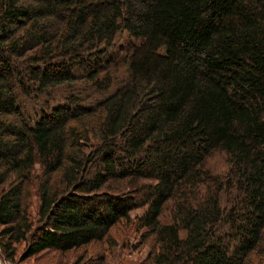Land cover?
Returning <instances> with one entry per match:
<instances>
[{
	"label": "trees",
	"instance_id": "obj_1",
	"mask_svg": "<svg viewBox=\"0 0 264 264\" xmlns=\"http://www.w3.org/2000/svg\"><path fill=\"white\" fill-rule=\"evenodd\" d=\"M124 225L141 264H264V0H0L1 256Z\"/></svg>",
	"mask_w": 264,
	"mask_h": 264
},
{
	"label": "rangeland",
	"instance_id": "obj_2",
	"mask_svg": "<svg viewBox=\"0 0 264 264\" xmlns=\"http://www.w3.org/2000/svg\"><path fill=\"white\" fill-rule=\"evenodd\" d=\"M127 38L126 32H122L116 39V46L122 44L125 42V39ZM107 62L108 64L106 67H104L103 72L99 77L104 75L106 72H111V75L115 78L113 79L112 87L114 88L115 85L119 84L120 80H122L124 76V69L122 67H119L115 64L114 61H116L110 54L117 55V47L113 49L105 48ZM110 53V54H109ZM123 54H120V57ZM120 59V58H119ZM83 89L82 82L70 84L67 86H62L60 88H56V91H62L65 90L68 91H79ZM110 90V89H109ZM49 93V92H48ZM56 93V92H55ZM94 95L92 97L95 98ZM91 101L90 96L86 98L84 103H88ZM211 163V164H210ZM209 164L211 165V168L213 171H223L226 168V165L223 163L222 159H220L219 153H214L211 155ZM140 181L139 183H141ZM112 187H118V185L124 184V183H118V185L115 182H112ZM138 185L127 186V190L131 191L136 188ZM134 191V190H133ZM222 202L226 203V198L222 197ZM142 209H134L131 214L133 216L138 215L141 213ZM113 234L115 235V240L112 245L107 244L102 247L103 255H104V262L103 264H141L147 257L148 252L150 251V248L147 245L138 246L141 238V233L143 232H137L133 229H131L128 225H124L123 228L120 226V228L117 226L112 230ZM23 246L18 250L17 258L14 262L8 261L4 259L0 254V264H60V256L44 253L39 256H35L32 258H28L26 260H23L21 258V255L23 253ZM78 257L77 254H71L68 255L66 258H64V261L62 264H69L70 262H73Z\"/></svg>",
	"mask_w": 264,
	"mask_h": 264
}]
</instances>
